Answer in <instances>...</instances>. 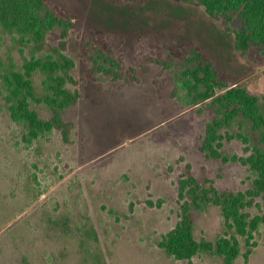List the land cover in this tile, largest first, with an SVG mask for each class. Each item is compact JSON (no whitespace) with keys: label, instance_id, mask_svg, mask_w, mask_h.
I'll list each match as a JSON object with an SVG mask.
<instances>
[{"label":"rangeland","instance_id":"obj_1","mask_svg":"<svg viewBox=\"0 0 264 264\" xmlns=\"http://www.w3.org/2000/svg\"><path fill=\"white\" fill-rule=\"evenodd\" d=\"M51 1L74 26L51 32L40 49L0 23V87L10 63L20 69L25 58L57 47L75 61L68 86L81 97L64 112L67 137L55 128L27 141L0 91V264H224L210 252L178 259L160 245L180 220L187 170L233 192H248L257 176L242 160L246 144L232 136L244 132L238 122L213 142L218 157L200 149L216 111L189 104L175 75L190 48L200 47L229 87H246L264 106V48L239 51L222 19L178 0ZM88 34L116 46L124 77L95 72ZM43 80L35 74L39 92ZM34 107L50 117L44 104ZM247 210L262 219L264 193ZM194 222L199 240L232 235L216 205L195 210ZM235 235L234 264H264V222Z\"/></svg>","mask_w":264,"mask_h":264},{"label":"trees","instance_id":"obj_2","mask_svg":"<svg viewBox=\"0 0 264 264\" xmlns=\"http://www.w3.org/2000/svg\"><path fill=\"white\" fill-rule=\"evenodd\" d=\"M178 1L202 6L210 17L222 19L235 35V47L239 51L245 53L254 45L264 48V0ZM73 18L62 13L51 0H0V23L7 31L19 35L28 44L39 46V49L56 29L65 35L74 26ZM236 20L238 26L233 25ZM84 42L89 50L94 49L96 73L103 72L116 80L125 76L122 59L114 57L116 46L106 47L90 38L89 34L85 35ZM189 54L182 61L180 73L175 75L179 87L186 90L189 104L206 102L216 111V116L208 123L200 149L218 157L219 152L213 142L222 139V130L238 122L245 128L244 132L232 136L246 144L247 155L242 160L257 176L254 187L248 192H233L220 190L214 181L201 180L190 169L187 170L186 177L179 180L180 220L163 235L160 245L170 256L178 259L191 261L202 252H210L222 257L224 264H234L240 252V240L235 232L252 234L264 222V217H252L247 210L253 205V198L264 193V106L260 98L246 87L237 83L229 87L214 62L200 47H191ZM151 60L161 62L160 59ZM16 66L13 62L6 67L0 91L12 118L23 126L25 139L32 141L55 128H62L65 136L68 135L71 123L64 120V112L81 97L78 89L68 86L69 82H76L71 73L75 66L73 58L55 47L43 55L25 58L20 69ZM142 67L147 70V66ZM39 72L44 75L41 92L34 81L35 74ZM132 77L137 78L135 69ZM218 89L224 91L218 93ZM34 103L44 104L50 117H44ZM212 204L221 208L225 225L232 235L220 236L214 241L199 240L195 236L194 212ZM249 239L247 237V241Z\"/></svg>","mask_w":264,"mask_h":264}]
</instances>
